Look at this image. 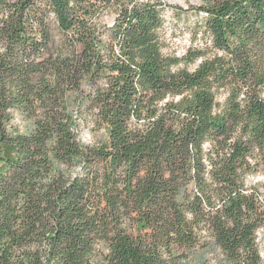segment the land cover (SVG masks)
<instances>
[{"label": "trees", "instance_id": "16d2710c", "mask_svg": "<svg viewBox=\"0 0 264 264\" xmlns=\"http://www.w3.org/2000/svg\"><path fill=\"white\" fill-rule=\"evenodd\" d=\"M199 2L0 0V264H264V0Z\"/></svg>", "mask_w": 264, "mask_h": 264}, {"label": "rangeland", "instance_id": "374dc122", "mask_svg": "<svg viewBox=\"0 0 264 264\" xmlns=\"http://www.w3.org/2000/svg\"><path fill=\"white\" fill-rule=\"evenodd\" d=\"M166 4L163 15V25L161 28V38L163 42V51L167 55H174L178 58L185 56L190 48L205 47V44H210V40L206 35L196 34L195 30L201 17L197 15L195 9L199 5V0H161ZM108 24L113 23V15L106 14L104 17ZM200 61L187 62L181 60L178 67H187L189 70L195 69ZM228 93L227 91H216V101L218 108L221 110L226 105ZM14 123L21 129H24L25 123L20 117L16 116ZM103 133V131L101 132ZM101 133L92 134L88 128H83L81 137L85 142H91L94 138L100 137ZM248 185H253L258 182H264L261 174L249 176L246 179ZM258 243L264 260V228L258 234Z\"/></svg>", "mask_w": 264, "mask_h": 264}]
</instances>
